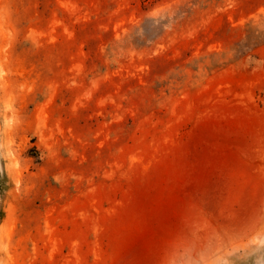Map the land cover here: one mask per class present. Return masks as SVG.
I'll return each mask as SVG.
<instances>
[{
    "label": "rangeland",
    "instance_id": "374dc122",
    "mask_svg": "<svg viewBox=\"0 0 264 264\" xmlns=\"http://www.w3.org/2000/svg\"><path fill=\"white\" fill-rule=\"evenodd\" d=\"M0 264H264V0H0Z\"/></svg>",
    "mask_w": 264,
    "mask_h": 264
}]
</instances>
